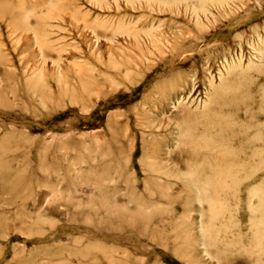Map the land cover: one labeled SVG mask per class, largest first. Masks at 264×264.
Returning a JSON list of instances; mask_svg holds the SVG:
<instances>
[{
    "label": "rangeland",
    "instance_id": "obj_1",
    "mask_svg": "<svg viewBox=\"0 0 264 264\" xmlns=\"http://www.w3.org/2000/svg\"><path fill=\"white\" fill-rule=\"evenodd\" d=\"M0 264H264V0H0Z\"/></svg>",
    "mask_w": 264,
    "mask_h": 264
}]
</instances>
